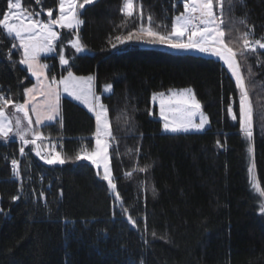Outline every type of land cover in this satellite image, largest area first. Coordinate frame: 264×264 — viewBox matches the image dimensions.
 Masks as SVG:
<instances>
[{"label":"trees","instance_id":"16d2710c","mask_svg":"<svg viewBox=\"0 0 264 264\" xmlns=\"http://www.w3.org/2000/svg\"><path fill=\"white\" fill-rule=\"evenodd\" d=\"M124 3L79 7V32L60 30L58 55L46 59L60 77L69 70L94 77L116 141L109 157L120 199L101 169L75 160L83 146L94 149L95 114L61 97L60 117L38 132L56 140L63 165L46 164L33 145L20 155L18 140L0 135V264H264V50H244L241 38L247 31L250 41H263L264 0H222L223 8L214 0L245 74L250 139L241 126L240 90L221 60L136 41L111 46L141 23L148 27L149 17L154 31H170L185 12L183 0H135L132 15L122 10ZM22 4L45 22L58 18L59 0ZM7 5L0 0V14ZM74 34L89 53L70 45ZM22 59L16 38L0 28V96L16 103L34 83ZM187 87L208 111L211 127L166 134L152 96ZM12 160L19 161L17 170Z\"/></svg>","mask_w":264,"mask_h":264},{"label":"snow or ice","instance_id":"6c2138e0","mask_svg":"<svg viewBox=\"0 0 264 264\" xmlns=\"http://www.w3.org/2000/svg\"><path fill=\"white\" fill-rule=\"evenodd\" d=\"M78 0H59V16L56 19H50L48 23L32 19V13L27 12L22 8L20 0H8L7 12L0 14V28L6 30V34L19 38L20 47L23 48L24 59L20 60L21 64H26L29 67L33 76H36L39 80L41 76H45L44 69L48 66L46 64H39L38 57L43 52L56 51V42L60 40V33L55 31L53 26L59 25L60 28L74 29L81 23L77 17L76 7ZM93 0H83V3L79 4L82 9L85 4H91ZM183 7L185 12L176 15L174 17V24L170 31L160 32L154 31L151 27V18L149 17V26L144 27L143 23L139 27L137 32H129L127 35L116 36V43H112V48L116 49L119 45H123L127 42H143L150 45L167 46L174 50L182 51H197L202 54L214 55L226 65L231 75L235 79V83L240 90L239 98V115L242 118V128L246 136L250 139L253 135L252 131V105L249 100L248 91L245 87V80L241 73L240 64L237 60L238 52L235 51L225 40L226 32L221 27L224 21L221 19L223 13L220 15L214 11V0H183ZM220 7L223 8L221 0ZM67 9V13H66ZM15 10V11H13ZM127 15L133 14V0H125L123 9ZM198 13V15H195ZM52 12L48 11V17L51 18ZM240 23H244L243 20ZM250 33L244 32L242 34L243 49L251 52L256 51V46L260 49H264V42L261 39H255L250 41ZM73 48L77 53H83L86 51L84 46L80 43L79 38L73 43ZM16 47L15 44L12 45ZM240 55L244 52L240 51ZM60 63L62 65H68L69 61L63 55L59 56ZM250 72V69H249ZM93 77H77L72 71L67 72V76H63L59 81L54 77L51 82L45 83L41 87V95L45 97V103L43 111L39 106L33 108L36 111V123H43L44 120L53 121L56 119L59 113V99L60 88L63 86V91L69 95L74 96L77 100H83L88 103L92 111L95 112V118L97 122V128L95 132V151H81L76 155L75 160L90 161L97 170L100 169L101 163H103V176L102 179L107 181V186L113 191L117 200L120 199L119 192L116 191L117 185L114 183L113 173L110 171L109 165V139H114L111 131L110 122L107 115V108L104 104H99V110H96L95 104L98 102V97L92 91ZM111 85H108L105 89L106 92H111ZM35 90L33 88L27 89V93L31 94ZM160 97L164 96V93L159 94ZM91 97V99H89ZM34 99V96L31 97ZM156 99V94L153 95V100ZM2 106H0V134L5 138L12 132V120L8 118L5 113V107L13 104L9 99H5L0 96ZM28 103H17L14 105L17 112H22L23 117L27 119L28 125L32 124V119L29 116ZM169 103L175 107H170L169 112L178 113L179 116L173 115L171 122L169 121V115L165 111V101L162 98L160 100V116L164 120V130L173 133L188 132L190 129L203 130L205 125L209 122L207 117L200 111L201 104L196 99L195 95L190 89L183 90L179 93L172 92L169 97ZM232 112V109H228ZM199 115V123H196L195 117ZM232 119L236 120L237 115L232 113ZM15 124L17 127L16 135L19 136L23 144H36V140L41 138V134L30 129L22 127V121L20 117L15 118ZM29 131H32L35 139L29 141L25 139ZM219 143V141L217 142ZM40 146L36 145L35 155L38 156L48 165L65 163V159L61 158L60 152L49 153L47 156L42 155L39 150ZM24 147L19 148V152L24 154ZM14 168H17L18 161H11ZM254 167V165H253ZM144 171V169H141ZM251 171V169L249 170ZM99 174V173H98ZM253 186H258L253 179ZM264 194V193H262ZM13 199H19V197H13ZM123 207V204H121ZM133 225L135 221H132L131 216L127 218Z\"/></svg>","mask_w":264,"mask_h":264},{"label":"rangeland","instance_id":"374dc122","mask_svg":"<svg viewBox=\"0 0 264 264\" xmlns=\"http://www.w3.org/2000/svg\"><path fill=\"white\" fill-rule=\"evenodd\" d=\"M96 1H97V0H93V3L96 2ZM13 2H15V0H13ZM20 2H21V4H22V0H20ZM91 4H92V3H91ZM87 5H90V4H85L84 7H86ZM84 7H83V8H84ZM22 8L24 9L23 4H22ZM78 8H79V0H78V2H77L76 13H77V17L81 20V18H80V16H79ZM13 11H15V10H13ZM136 11H137V6H136V3H135V0H133V14H135ZM66 13H67V9H66ZM57 14H58V16H59V14H60V12H59V5L57 6ZM195 15H198V13H196ZM32 19H34V20H38V21H43L41 18H36L35 16H32ZM43 22H44V23H48V22H45V21H43ZM80 26H81V24L78 25V26H77L76 28H74V29H67V28H60L59 25H55V26H53V28H54L55 31H58L59 33H60V30H61V29H64V30H67V31H71V32L75 33V31H76V32H79ZM5 31H6V30H5ZM74 35H75V38H74L73 41L70 43L71 46L73 45V43L75 42V40H76L77 37H78L76 34H74ZM15 38H16V37H15ZM16 40L18 41V45H19V47H20V41H19V38H16ZM79 41H80V39H79ZM253 41H254V40H253ZM262 42H264V39H263ZM56 43H57V42H56ZM80 43H81V41H80ZM81 44H82V43H81ZM55 47H56V45H55ZM72 47H73V46H72ZM20 48H21V50H22V52H23V48H22V47H20ZM84 48H85V47H84ZM256 48H259V46H256ZM85 49H86V48H85ZM259 49H260V48H259ZM262 50H264V49H262ZM174 51L177 52V53H191V54H197V55H202V56H206V57H211V58L218 59V58H217L216 56H214V55L202 54V53L197 52V51H182V50H174ZM87 53H89V50H88V49H86V51L83 52V54H87ZM57 55H58L57 48H56V51H54V52H43V53H40V55H39V57H38V62H39V64H46V65L48 66L49 62H48L46 59L52 58V57L57 56ZM23 56H24V53H23ZM218 60H220V59H218ZM222 62H223V61H222ZM223 64H224V63H223ZM23 65H24L25 67H27L28 70H29L28 65H26V64H23ZM224 65H225V64H224ZM225 66H226V65H225ZM49 67H51L50 64H49ZM240 68H241V67H240ZM43 71H44V73H46V76H49L48 73H47V71H48V67H47L46 69H44ZM29 72H30V74H31V77H32L33 80H34V83H33L31 86H29L27 89H29V88H33L35 91H34V92L31 94V96H30V94L27 93V89H26V90H25V93H26V95H25L26 100H25L24 102H22V103H25L26 101H30V103H28V111H29V116H30L31 119H32V124H31L30 126L28 125V121H27V119H25V118L23 117V113H22V112H17V111H16L14 105L17 104V103H16V102H13V104H10V105H8V106L5 107V113H6V115L8 116L9 119L12 120V128H13V130H12V132L9 133V135H8L7 138H5L2 134H0V135H1L3 138H5V139H15V140H18V142H19V144H20V147H24V150H25V151H26L27 148H29L31 145H33V146L35 147V151H36V145H39V146H40V149H39V150L41 151V154L47 156L50 152L53 153V154H54L55 152H59V144L56 143V140L45 139V138L43 139V138L41 137L39 140H36V144H31V143H29V144H23V142L20 140L19 136L16 135L17 127H16V124H15V118H16L17 116L21 118V121H22V125H21V126H22V127L26 128V129H27V128H30V129H32V130H34V131H36V132H38L39 127H41V126H43V125H45V124L47 123V122H45V121H48V120H44L43 123H40V124L36 123V115H37V114H36V111H33V108L36 107V106H39V107H40V110L43 111V106H44V103H45V97H44L43 95H41V87H42L43 84H45V80H44V82H43L42 76H41L40 79L38 80L36 76H33V75H32V73H31L30 70H29ZM229 72H230V71H229ZM241 73H242V75H243V77H244L245 74H244V72H242V70H241ZM230 74H231V73H230ZM64 76H67V75H64ZM75 76H76V75H75ZM62 77H63V76H61L60 79H61ZM77 77H79V76H77ZM91 77H93V76H91ZM233 78H234V77H233ZM50 80H52V77H50ZM107 86H108V85H107ZM107 86L105 87V89L107 88ZM111 86H112V85H111ZM59 88H60V99H61V97H67V98H70V99L74 100L75 102H77L78 104L82 105V106H83L84 108H86L87 110L92 111V109H91V107L89 106L88 103H85L83 100H77L74 96H71V95H69L67 92H64V91H63V86H62V85H60ZM186 89H190V90L192 91V93L195 95L194 89H193L192 87H187V88H183V89H172V90H169V91H166V92H157V93H154V94H156V99H155V100H153V96H152V105H153V108H156V109H157V119H159V120L162 122V129H163V132L166 133V134H172V135H177V134H191V133L199 134V133H204V132H206V131L211 127V119H210V115H209L208 111L205 110V109L203 108V106L201 105L202 107H201L200 111L203 113V115H204L205 117H207V119H208V121H209V122L205 125V127H204L203 130H199V131H198V130H195V129H190L188 132H178V133H173V132L165 131V130H164V127H163V125H164V120H163V118L160 116V100H161L162 98L164 99V101H165V111H166V114L169 115V121L171 122L173 115L179 116V114H178V113H172V112H169V108H170V107H175L174 105H171V104L169 103V97L171 96V93H172V92H177V93H179V92H181V91H183V90H186ZM92 91H93V93L95 94V96L98 97V102L95 104L96 110L98 111V110H99V104H100V103L103 104V102H102V97L96 93L94 77H93V81H92ZM111 91H112V88H111ZM105 93L108 94L109 92H106V91H105ZM110 93H111V92H110ZM160 93H164V96H163V97H160V95H159ZM154 94H153V95H154ZM32 96H34V99L31 98ZM195 97H196V95H195ZM60 99H59V112H60ZM89 99H91V97H90ZM196 99H197V98H196ZM200 104H201V103H200ZM92 112L95 114L94 111H92ZM107 115H108V119H109V122H110V118H109L108 110H107ZM194 119H195L196 123H199V119H200L199 115H197ZM241 120H242V118H241ZM53 121H55V120H53ZM50 123H51V122H50ZM47 124H48V123H47ZM110 127H111V123H110ZM111 131H112V130H111ZM38 133H39V132H38ZM25 139H27V140H29V141L35 139V137H34L33 134H32V131H29V132H28V134L26 135ZM48 142H49V144H51V145L47 144ZM108 142H109V145H110V147H109V150H110V148H112L113 146H115V142H116V141H115L114 139H109ZM43 143L46 144L45 147L43 146ZM52 143H53V144H52ZM25 151H24V153H25ZM82 151H89V150H88V147H87L86 145L83 146ZM92 151H95V146H94V149H93ZM89 152H91V151H89ZM20 155H22V154L20 153ZM16 161H17V160H16ZM88 162H90V161H88ZM109 165H110V161H109ZM18 168H19V166H17L16 169H18ZM100 169H101L102 172H103V163H101ZM256 185H257V183H256Z\"/></svg>","mask_w":264,"mask_h":264},{"label":"bare ground","instance_id":"6f19581e","mask_svg":"<svg viewBox=\"0 0 264 264\" xmlns=\"http://www.w3.org/2000/svg\"><path fill=\"white\" fill-rule=\"evenodd\" d=\"M49 64H50L51 67H49V80H48V82H51L50 77L53 78L54 74H57L56 80L59 81L60 80V76H59L58 71L53 69V64L52 63H49Z\"/></svg>","mask_w":264,"mask_h":264},{"label":"crops","instance_id":"0c3cea01","mask_svg":"<svg viewBox=\"0 0 264 264\" xmlns=\"http://www.w3.org/2000/svg\"><path fill=\"white\" fill-rule=\"evenodd\" d=\"M27 68V67H26ZM28 69V68H27ZM47 73H48V75H49V70L47 71ZM45 76H46V73H45ZM47 77V80H45V77L44 76H42V79H43V82H44V80H45V83H48V80H49V76H46ZM95 81V80H94ZM25 95H26V93H25ZM25 100H26V97H25ZM60 117V112L58 113V115H57V117H56V119H55V121L58 119ZM55 121H45V122H47L48 124L51 122V123H53V122H55ZM46 123V124H47ZM96 128H97V122H96ZM110 161V160H109ZM110 171H111V167H110ZM112 172V171H111Z\"/></svg>","mask_w":264,"mask_h":264},{"label":"built area","instance_id":"2783aa9c","mask_svg":"<svg viewBox=\"0 0 264 264\" xmlns=\"http://www.w3.org/2000/svg\"><path fill=\"white\" fill-rule=\"evenodd\" d=\"M53 77L56 79V77H57V74H54V75H53ZM13 169H14V167H13Z\"/></svg>","mask_w":264,"mask_h":264}]
</instances>
